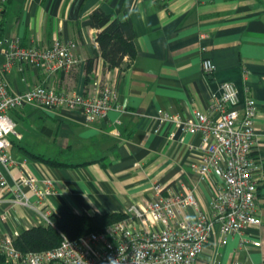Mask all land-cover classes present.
Instances as JSON below:
<instances>
[{
  "label": "crops",
  "instance_id": "crops-1",
  "mask_svg": "<svg viewBox=\"0 0 264 264\" xmlns=\"http://www.w3.org/2000/svg\"><path fill=\"white\" fill-rule=\"evenodd\" d=\"M97 7L129 16L136 54L126 68L106 70L98 56L87 75L85 61L97 52L89 14ZM0 35L18 37L26 45L45 46L54 38L76 42L79 64L70 72L47 75L41 69L14 65L6 77L15 91L47 82L57 90L88 93L98 73L114 85L116 104L122 108H112L92 122L75 110L41 111L40 117L30 113L25 116L34 128L31 133L15 125L20 137L12 140L13 163L0 164L6 183L0 187V234L43 223L45 215L62 205L88 214L143 207L156 184L192 190L197 207L182 214L197 217L199 210L208 209L220 179L214 174L202 179L194 171L192 165L201 156V134L184 131L180 121L194 111L208 112L212 93L219 92L222 81H230L237 88L240 109L246 96L256 103L252 156L259 162L254 176L260 224L223 239L216 231L195 264H264L262 0H8L0 16ZM203 57L214 64L211 74L202 71ZM26 108L34 109L20 110ZM32 154H71L78 158L71 162H89L53 166ZM22 176L34 177L39 185L50 180L52 192L37 198L21 182ZM17 193L26 204L17 201ZM241 239L246 240L243 246ZM253 240L260 245H252Z\"/></svg>",
  "mask_w": 264,
  "mask_h": 264
},
{
  "label": "built area",
  "instance_id": "built-area-1",
  "mask_svg": "<svg viewBox=\"0 0 264 264\" xmlns=\"http://www.w3.org/2000/svg\"><path fill=\"white\" fill-rule=\"evenodd\" d=\"M8 0H0V16ZM93 44L97 45L93 38ZM76 42L54 38L45 46L23 44L18 37L0 35V164L13 163L9 134L19 138L13 109L32 106L40 111L55 109L79 111L87 122L105 117L116 104L115 87L96 73L88 93L57 90L49 83L27 86L15 91L6 77L14 65H27L51 75L57 71L70 72L78 64ZM205 47H201L204 50ZM201 68L208 75L214 64L208 57L201 59ZM238 91L230 81L219 84V92L211 95L208 112L194 111L191 117L181 120L184 131L200 133L201 156L192 165L202 179L217 175L215 187L206 211L199 210L197 217L188 218L182 212L197 207L192 190H172L156 184L145 206L131 205L124 209L126 217L101 231L90 232L77 239L63 237L60 243L44 251L21 252L13 240L17 235L0 234V254L5 264H195L209 237L218 232L221 239L231 233H241L247 227L258 226V183L254 172L259 162L252 156L254 145L253 122L256 103L246 96L241 109ZM37 198L52 192L51 181L39 185L32 176L21 177ZM0 187L5 188L0 174ZM21 193L17 201L26 204ZM44 216V222L48 221ZM246 243L241 239L240 245ZM259 246V240L251 241ZM231 264H242L233 261Z\"/></svg>",
  "mask_w": 264,
  "mask_h": 264
},
{
  "label": "trees",
  "instance_id": "trees-1",
  "mask_svg": "<svg viewBox=\"0 0 264 264\" xmlns=\"http://www.w3.org/2000/svg\"><path fill=\"white\" fill-rule=\"evenodd\" d=\"M90 26L95 29L94 39L97 43V52L85 61V72L90 74L95 60L100 56L103 60V69L119 67L126 68L135 57L134 46L135 30L127 14L122 17L103 11L97 7L89 14ZM20 109L11 110L13 113ZM33 157L53 166H77L89 161L71 162L67 157L58 155L46 156L32 154ZM77 158V157H76ZM126 217L123 211L86 212L76 213L68 206L62 205L57 212L48 215V221L21 229L14 237L13 243L17 250L25 253L44 251L57 246L63 237L77 239L90 232L101 231L106 226ZM4 258L0 254V262Z\"/></svg>",
  "mask_w": 264,
  "mask_h": 264
},
{
  "label": "rangeland",
  "instance_id": "rangeland-1",
  "mask_svg": "<svg viewBox=\"0 0 264 264\" xmlns=\"http://www.w3.org/2000/svg\"><path fill=\"white\" fill-rule=\"evenodd\" d=\"M23 111V112H21ZM27 111V114H25ZM40 110L39 109H24V110H18L15 111V113L12 115V111L10 112L11 117L16 120V124H17V129H20L26 133V131H28L29 133L34 132V128H31V123L29 122V120L27 119L28 116L25 115H29L31 113V115H34L35 117H40ZM23 114V116H22ZM26 130V131H25ZM9 138L10 140H15L14 136L12 134H9ZM48 156V155H46ZM67 156L61 155L60 158H64ZM70 158L71 160H78V158L76 157H67Z\"/></svg>",
  "mask_w": 264,
  "mask_h": 264
},
{
  "label": "water",
  "instance_id": "water-1",
  "mask_svg": "<svg viewBox=\"0 0 264 264\" xmlns=\"http://www.w3.org/2000/svg\"><path fill=\"white\" fill-rule=\"evenodd\" d=\"M263 1V3H264V0H262Z\"/></svg>",
  "mask_w": 264,
  "mask_h": 264
}]
</instances>
